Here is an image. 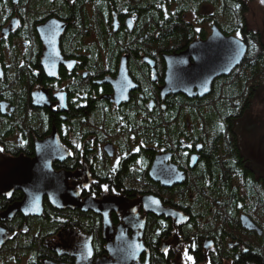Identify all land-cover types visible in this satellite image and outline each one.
<instances>
[{"label": "flooded vegetation", "instance_id": "af4514ba", "mask_svg": "<svg viewBox=\"0 0 264 264\" xmlns=\"http://www.w3.org/2000/svg\"><path fill=\"white\" fill-rule=\"evenodd\" d=\"M244 15L0 0V168L27 169L26 192L0 185V264H264V45ZM215 32L243 61L205 95L166 91L168 59Z\"/></svg>", "mask_w": 264, "mask_h": 264}, {"label": "water", "instance_id": "95a60500", "mask_svg": "<svg viewBox=\"0 0 264 264\" xmlns=\"http://www.w3.org/2000/svg\"><path fill=\"white\" fill-rule=\"evenodd\" d=\"M218 36L221 37L215 32L210 39L212 40L211 44L201 50V56L196 55L194 48H191L181 56H173L168 59L166 91L170 89L181 90L184 94L192 97L193 95L191 92L189 93L188 89H192L196 80L202 84L198 89H202L203 85L210 83L217 75L222 74V72L229 73L243 61L247 53L245 44L234 37L213 39ZM207 42L203 46H206ZM211 53L219 55L213 58L210 55ZM190 57L195 58V64L189 68L185 64L189 62ZM207 92H200V94L205 95ZM11 165L9 163L1 167L0 175L7 174L11 169Z\"/></svg>", "mask_w": 264, "mask_h": 264}, {"label": "rangeland", "instance_id": "374dc122", "mask_svg": "<svg viewBox=\"0 0 264 264\" xmlns=\"http://www.w3.org/2000/svg\"><path fill=\"white\" fill-rule=\"evenodd\" d=\"M243 2H246L247 10L243 13L245 14L244 15L245 19L249 22L248 26L251 28L252 31L256 32L255 35L259 37L260 41L264 45V3H261V0H229V5L235 6L234 8L236 9V4L243 3ZM240 11L242 14V10ZM230 20L233 21V19L231 18ZM251 38L253 39V37ZM263 45H262V48H263ZM195 83H197L198 88L202 86V84L199 81H196ZM203 89L204 88H202L201 90ZM258 99L260 100V98ZM20 163L22 165L23 163L22 159L15 160L13 163H11L12 165H11L10 171L7 174L0 175V185L3 184L4 186L6 183H10V182L16 183L17 186H14L8 189H17L23 192L27 191V187H24L23 180H22V178L27 177V169L21 168V165H19ZM16 175L22 178H17ZM0 235H1V238H0V247H1V245L7 240L4 234L0 233Z\"/></svg>", "mask_w": 264, "mask_h": 264}, {"label": "trees", "instance_id": "16d2710c", "mask_svg": "<svg viewBox=\"0 0 264 264\" xmlns=\"http://www.w3.org/2000/svg\"><path fill=\"white\" fill-rule=\"evenodd\" d=\"M246 3V2H245ZM239 5V9L238 10H235V12H234V9H231L230 8V15H231V17L233 18V20H238V19H240V17H241V11L240 10H242V13L243 12H245L246 10H247V8H246V5H245V8L244 7H241L240 6V4H238ZM251 37V36H250ZM253 40V39H252ZM258 62V61H257ZM253 67H255L254 68V71L255 70H262V71H264V49H262V52H261V56H260V61L258 62V63H254L253 64ZM264 74V73H263ZM246 79H247V81H248V76H246Z\"/></svg>", "mask_w": 264, "mask_h": 264}, {"label": "bare ground", "instance_id": "6f19581e", "mask_svg": "<svg viewBox=\"0 0 264 264\" xmlns=\"http://www.w3.org/2000/svg\"><path fill=\"white\" fill-rule=\"evenodd\" d=\"M237 5H238V3L236 4V9L234 8L235 6H230V8H232V9H234V12H235V10H238L239 9V7H237ZM231 19H233L232 17H231ZM211 55V57H216L217 55H219V54H215V53H211L210 54ZM224 72H222V74H223ZM211 86H212V83L210 82V83H206L205 85H203V88L204 89H206V91H208L209 89H211ZM167 216H169L170 214H168V213H165Z\"/></svg>", "mask_w": 264, "mask_h": 264}, {"label": "snow or ice", "instance_id": "6c2138e0", "mask_svg": "<svg viewBox=\"0 0 264 264\" xmlns=\"http://www.w3.org/2000/svg\"><path fill=\"white\" fill-rule=\"evenodd\" d=\"M261 3H264V0H261ZM237 7H239V5H237ZM253 47H255V45H253ZM61 99H63V97H61ZM105 190H107V187H105ZM155 203H159V201H155ZM90 252H91V249H89V253ZM186 255H187V253H186ZM188 259H192V258L191 257H188Z\"/></svg>", "mask_w": 264, "mask_h": 264}]
</instances>
